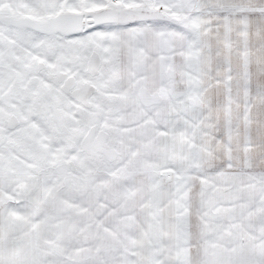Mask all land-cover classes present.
<instances>
[{
	"label": "snow or ice",
	"instance_id": "6c2138e0",
	"mask_svg": "<svg viewBox=\"0 0 264 264\" xmlns=\"http://www.w3.org/2000/svg\"><path fill=\"white\" fill-rule=\"evenodd\" d=\"M0 264H264V0H0Z\"/></svg>",
	"mask_w": 264,
	"mask_h": 264
}]
</instances>
